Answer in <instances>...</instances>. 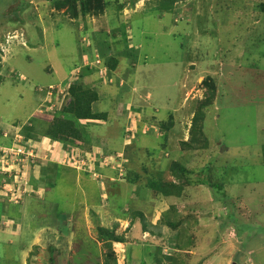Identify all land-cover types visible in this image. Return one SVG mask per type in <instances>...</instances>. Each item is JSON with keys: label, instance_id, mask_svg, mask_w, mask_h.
<instances>
[{"label": "rangeland", "instance_id": "rangeland-1", "mask_svg": "<svg viewBox=\"0 0 264 264\" xmlns=\"http://www.w3.org/2000/svg\"><path fill=\"white\" fill-rule=\"evenodd\" d=\"M158 1L122 0V10L114 4L98 17L75 18L50 0H0V150L11 145L1 151L0 162L5 172L19 175L0 189V264H106L111 247L98 237L99 225L123 235L126 242L112 245L119 264L125 262L128 244L136 241L152 250L136 243L133 263L142 258L158 264L157 251L167 258L162 264L176 259V264H264V11L259 7L264 0H185L171 9ZM110 25L125 28L133 39L129 46L139 50L137 60L120 55L116 69L105 75L99 61L108 56L99 48L115 39L109 36ZM120 49L117 44V53ZM82 74L99 94L94 111L107 112L108 118L79 124L86 137L108 144L99 147L101 160L89 155L87 164L73 163L80 171L55 169L46 160L56 158L57 148L50 146L55 143L35 130L33 119L39 113L48 120L60 110L67 87ZM212 84V102L202 108L210 153L186 150L181 143L192 136L197 105ZM51 85L57 90L50 95ZM24 129L44 154L34 147L36 153L28 151L33 156H23L27 151L17 141L25 142ZM128 130L135 134L130 140ZM17 133L24 135L21 140ZM125 138L132 143L124 145ZM183 159L196 172L179 200H155L149 188H138L147 182V166L161 171L162 179L180 183L167 160ZM13 161L24 162L30 175L51 169L53 186H39L35 195L28 179L21 191L9 195L29 176ZM97 164L104 174L95 171ZM207 164L228 183L229 195L240 196L237 208L214 199L202 178ZM110 180L118 183L111 186ZM96 191L103 199L98 206L93 204ZM193 208L197 213L183 219L184 235L173 232L167 222ZM91 242L97 243L98 255ZM177 243L185 256L173 253ZM50 244L57 251L51 252Z\"/></svg>", "mask_w": 264, "mask_h": 264}, {"label": "trees", "instance_id": "trees-1", "mask_svg": "<svg viewBox=\"0 0 264 264\" xmlns=\"http://www.w3.org/2000/svg\"><path fill=\"white\" fill-rule=\"evenodd\" d=\"M52 2V5L55 6L57 9L60 8H64L67 7V11H70L72 16L77 18L79 16H89V15H93V16H100L102 14H104L107 10H109L111 8L112 5L116 4L119 8H121L120 10H122L124 5H120V2L122 0H115L113 2V0H50ZM180 1H185V0H159V4L162 7H168L167 9H171V6L174 3H178ZM133 2H135V0H133ZM260 9L262 11H264V2H261L259 5ZM118 8V9H119ZM111 26V31L109 33V36L111 38H115V39H111L107 42V44L105 46H101L99 48V53L100 55L106 57L108 56V58H106V60L102 61V64L105 65L107 67V69L109 70V72H112L116 69L117 65L119 64V56L120 55H124V56H130L133 59V56H135L136 60L138 57V50L137 48H135L134 46H129V43L132 42V38L129 37V34L127 35V31L125 28L123 27H112ZM117 44H119V46H121V49L119 50V52L117 53ZM0 62H1V53H0ZM88 68L87 71L91 72L90 69L91 67H86ZM0 69H1V65H0ZM94 71H96L95 69H93ZM84 76L85 74H82L80 76H78V78L73 81L67 90L68 93V99L66 101V103L63 105V107L60 110H57L54 112V114H50V118L48 120H44L43 118H45L44 116H41L39 113L37 115V117L35 119H33L34 124L37 126L36 128L33 127V123L31 128H35V130L39 131V133L46 135L47 137H49L51 139V141L54 144V146H56L57 144L60 145V158H58V161H55V163H52L51 167L55 168L56 167H65L68 166L66 163H63L62 161L60 162L61 158H63V153L65 151L69 152V150L74 147H81L84 149H91L90 143H89V137H86V134L84 132V129L80 126L79 121L80 120H99V121H105L108 118V113L107 112H96L93 109V104L95 102H97L99 100V94L96 90V88H94L92 86L91 83H86L84 82ZM4 82V78L2 77V75L0 74V86L1 84ZM209 89L211 90V93L208 92L207 96L205 97V99H201L197 105V110L193 116V121L194 124H192V136L186 140V141H182L181 145L182 147H184L186 150L189 151H194V149H201V150H207L208 153H210L209 151V143L208 140L206 138V135L204 133V130L202 129V127L204 126L203 123V118H202V108L209 104L210 102H212V98L213 95L215 93V91H212L213 89V84L210 85ZM50 90V89H48ZM54 91H56V89H54ZM47 119V118H46ZM164 126V123H163ZM26 131H28L27 129H24L22 131V133H24L25 140H29L32 137H30V134L27 133ZM198 131V132H197ZM182 148V149H184ZM184 149V150H185ZM106 152V151H105ZM66 153V152H65ZM69 154V153H67ZM111 154V153H110ZM115 154V153H112ZM111 154V155H112ZM117 154V153H116ZM169 160V157H167ZM155 160V159H154ZM168 164L170 163V165L168 167H170V171L176 176V178L178 180H180V183H176L173 180L167 181L162 179L163 174L161 173V171L158 172H153L151 170H149L148 166L146 168H144L145 173L146 174V178H147V182L146 184H142L140 186H138V188L141 187H146L149 188L151 190V194L152 197H155L156 199H169V198H175V199H180V197L182 198L184 195V191L186 188V183L193 184V175L194 172H196L194 169L190 168L187 165V160L183 159V160H174V161H168ZM154 164H152V168H154L155 166V161L152 162ZM32 163H29V166ZM165 164V163H164ZM64 165V166H63ZM32 166V165H31ZM160 166V165H159ZM34 167V165H33ZM70 167V166H69ZM66 167V168H69ZM128 169V166H126ZM161 167V166H160ZM43 168V166H42ZM103 166H98L97 167V171L101 174L104 173L101 170H103ZM159 168V167H158ZM208 168H210V164H207L206 166H204V171L202 175V178L204 179V183L207 187L210 188V190L216 194V196L214 195V199L215 200H220L222 201V203L225 204V206L228 208H237L238 203L240 202V196L235 197V196H231L227 193V188L226 186H228V183L224 180V178L222 176L219 175V173L215 176L213 174V172L209 171ZM26 168L23 167V169L21 170L22 173H26ZM47 168L44 167L41 171H40V175L37 177H35V175H30V173H26L27 175L29 174V176H27L24 181L28 182L29 179V184L30 186L36 190L39 186H46L45 188H50V186L53 184V179H54V173L52 172V170L50 169L48 172L46 171ZM130 170V169H128ZM127 170V172H128ZM52 172V174H51ZM133 171H130L129 174H131ZM217 172V171H216ZM58 173V172H57ZM59 174V173H58ZM140 174V173H139ZM222 175V174H221ZM116 176V175H115ZM5 177V179H4ZM37 178V179H36ZM122 178H126V176H123ZM3 181H10V178L7 177V174L2 173V171H0V189L3 186ZM139 176L136 174V178H134V181H138ZM55 180V179H54ZM182 180V181H181ZM52 181V182H51ZM141 182V180H139ZM108 183V181H107ZM118 181H110L109 184H111V186H114L115 184H117ZM53 186V185H52ZM101 191V190H100ZM36 192V191H34ZM108 193V192H107ZM140 193V190H139ZM154 193V195H153ZM185 193L187 194V191H185ZM33 194H37V193H33ZM31 195V194H29ZM97 198V205L102 204V195H96ZM178 199V200H179ZM4 203V202H3ZM240 206V205H239ZM55 207V206H54ZM53 207V208H54ZM193 213H197V211L193 208V210L189 211L187 214H185L183 217H178V219H175V221L173 222H167L168 226L172 229L173 232H177L178 235H184L185 232V228L182 227L183 223L185 220V218H187L189 216V214ZM20 214V213H19ZM11 215V214H10ZM96 214L92 213V219L94 220V218L96 219ZM176 215V213H175ZM138 216V218L140 220L144 221V215L142 213H137L136 217ZM181 216V215H180ZM13 216H11L12 218ZM234 219V217H232ZM58 220H65V219H59L56 218ZM136 218L133 217V221ZM131 220V222H132ZM170 220V219H169ZM141 221V222H143ZM235 222V220H234ZM53 225L55 224L54 222H52ZM66 227H63V231ZM147 230V229H146ZM145 230V231H146ZM97 232H98V237L100 238V240H102V242L105 244H107L108 248L111 247V251H107L108 254L105 253L104 258H105V263L106 264H111V262L113 264H119L117 257H115V253H114V249H112V245L115 242L118 243H123L125 241L124 237L122 234H117L114 233L113 231V227L109 228V227H104V226H97ZM176 238L178 239V236H176ZM141 240V239H140ZM126 242V241H125ZM137 245H139V247H144L148 250H152L151 246H149V244H146L145 242H141L138 243V241H136ZM134 242H131L128 244L129 250L127 252V255L125 256L124 254V259L125 262H123V264H150L147 262H141V259L138 260L137 263H133V248L135 246ZM92 246H94V249L91 248V250H94V255L96 254V250L95 247L97 248V243H92ZM127 245V244H126ZM180 245L177 243V247H173L174 248V252L173 253H177L176 257H181V256H185V254H180L179 253V247ZM48 248L50 249V251L52 252L53 250L57 251V248L53 245L50 244L48 246ZM179 248V249H178ZM63 249V248H62ZM178 249V250H177ZM65 250V249H63ZM160 253V254H159ZM153 252L154 256L153 258H156L158 264H162V260H167V258L162 255L161 252ZM98 255V254H96ZM174 255V254H172ZM123 259V260H124ZM169 259L171 260H175L173 257H169ZM175 264L178 262V259H176ZM174 264V263H173Z\"/></svg>", "mask_w": 264, "mask_h": 264}, {"label": "clouds", "instance_id": "clouds-1", "mask_svg": "<svg viewBox=\"0 0 264 264\" xmlns=\"http://www.w3.org/2000/svg\"><path fill=\"white\" fill-rule=\"evenodd\" d=\"M137 2V1H136ZM101 64H102V61H99ZM102 66H104L105 68L103 69V68H100V69H102V72L106 75L107 73H108V69H107V67L105 66V65H103L102 64ZM94 67H97L98 69H99V65L97 66V65H95ZM109 75H110V73H109ZM102 77H104V75H101L100 76V78H102ZM56 86L54 85V86H49L48 87V89H50V90H48V94H50L51 95V93H54V89H56L55 88ZM57 90V89H56ZM67 90H68V87H67ZM107 120V119H106ZM105 120V121H106ZM99 121V120H98ZM104 122V121H103ZM16 129L17 128H15L14 129V131H13V134L15 133V131H16ZM20 132V131H19ZM18 132V133H19ZM128 132V133H127ZM131 131L130 130H128V131H126V134H130V136L128 137V139L130 140V138H134L135 137V134L133 135V133H134V131H132L131 133H130ZM15 134V137L17 138V139H19V140H21L22 139V137L24 136H22V134ZM22 136V137H21ZM24 139V138H23ZM25 140V139H24ZM30 140H32V139H29V140H25V142H23V141H17L19 144H20V146L21 147H19L20 149L22 148V147H24L25 148V150L27 151V152H25L24 151V154H23V156L24 157H29L30 158V156L29 155H31V156H33V152H28V151H30L31 150V147H29V145L27 144V142L28 141H30ZM22 142H23V146H22ZM132 142L130 141L128 144H131ZM27 144V145H26ZM127 144V145H128ZM1 147V146H0ZM9 147H11V145L10 146H4V147H2L1 148V150H0V157H3V153L2 152H5L4 150L5 149H9ZM23 149V148H22ZM2 151V152H1ZM96 154H98V155H101V159L103 158V155L101 154V153H99V152H96V151H92L91 149L90 150H88V149H84V148H81V147H77V146H74V147H72L71 148V152H69V154H65V156L63 157L64 158V160L62 161L63 163H65L66 162V164L68 165V166H70V167H73L74 169H76V170H79L80 171V169H79V166H74L73 165V163H75L74 162V160L76 159L78 162H76V163H78V164H87L86 163V159L87 158H89V155H91L92 157H93V155H94V159H95V161H99V160H101L100 159V156L98 157V158H95V155ZM105 155V154H104ZM5 156V159H9V157L10 156H8L7 154H5L4 155ZM113 156H115L116 158L118 157H120V154L119 155H117V154H114ZM122 161V159H119L118 161ZM19 161L20 162H22V161H24V159H19ZM26 161H29V160H26ZM34 161V159H32V162ZM117 161V162H118ZM25 162V161H24ZM24 162L23 163H19V162H16V161H13V164H15V163H17L18 164V167L16 168L17 170H22L23 169V167H26V165H24ZM107 162V160L106 161H103V163H106ZM1 163V162H0ZM100 163H101V161H100ZM121 163V162H120ZM36 165V164H35ZM34 165V166H35ZM109 165V164H108ZM108 165H106V166H108ZM28 166V165H27ZM99 165L97 164V166H95V171H97V167H98ZM6 167L1 163L0 164V171L2 170V173L3 172H5L4 171V169H5ZM15 171L16 170H14L13 172H10L9 170H7L6 172H5V174H7V177H12V178H10V181L9 182H7V181H5L4 183H6V184H8V185H11V183L13 182V179H16V178H18V174H15ZM96 173V172H95ZM23 176V175H22ZM23 179H25L26 177H22ZM17 180V179H16ZM26 181H24L23 183H21L20 185H19V189H16L15 190V192L14 191H12V189L11 190H8V192H10V193H8L9 195H11V196H14V194H16L17 192H19V191H21V186L22 185H25L26 183H25ZM25 183V184H24ZM3 187H4V185H3ZM24 189H25V187H24ZM23 189V190H24ZM31 190H34L32 187H31ZM34 191H36V193H37V190H34ZM27 192V191H26ZM6 194V193H5ZM25 194H27V193H25ZM131 222V221H130Z\"/></svg>", "mask_w": 264, "mask_h": 264}, {"label": "crops", "instance_id": "crops-1", "mask_svg": "<svg viewBox=\"0 0 264 264\" xmlns=\"http://www.w3.org/2000/svg\"><path fill=\"white\" fill-rule=\"evenodd\" d=\"M90 139L88 140L89 141V143H90V146H91V150L92 151H96V152H100L101 150L99 149V147H102L103 146V148H105V146L108 144V142L107 141H105L104 139L102 140L101 138H97V140L96 139H91V137H89ZM97 141H102V142H97ZM100 143V144H99ZM128 144L129 143V140L128 139H126L125 138V140H124V142H123V144L125 145V144ZM27 144L29 145V147H31V149H32V151L34 152V153H36L37 152V150H39V154H44V153H42L41 151H40V147L38 148V142L37 141H35V140H30V141H28L27 142ZM126 144V145H127ZM49 145V144H48ZM50 146H51V149H53V147H54V149L55 148H57L56 149V153H55V155H56V158L55 159H53V158H46V160H47V164L48 165H50V164H52V163H55V161H57L58 160V158L60 157V145H58V147H56V146H54L53 144H51L50 143ZM49 146V147H50ZM34 147H36L37 148V150H36V148H34ZM94 147H96V148H94ZM54 149H53V151H54ZM52 151V152H53ZM66 153H69V152H71V149L69 150V152H67V151H65ZM63 153V157L65 156V154L66 153ZM120 154V153H119ZM45 156H47V152H46V154H45ZM93 157H94V155H93ZM99 157V155L98 154H96L95 155V158H98ZM37 159H40L39 157H37ZM64 166V165H63ZM35 167V166H34ZM38 167H40V166H38ZM66 167V166H65ZM73 168V167H72ZM74 169V168H73ZM104 169V168H103ZM75 170V169H74ZM109 170V169H108ZM111 170V169H110ZM47 172L49 171L48 169L46 170ZM38 172V173H37ZM79 172V171H78ZM77 172V175L79 176H81V173H78ZM52 174V173H51ZM85 174H88V173H86V172H84V175ZM102 174V173H101ZM104 174V173H103ZM107 174H109V173H107ZM106 174V175H107ZM40 175V172H39V170L38 171H36V173H35V177H37L38 178V176ZM83 175V174H82ZM83 175V176H84ZM89 175L90 176H92L90 173H89ZM112 177H114V176H112ZM36 178V179H37ZM92 178V177H91ZM109 178H110V175H109ZM93 180H96L95 178H92ZM91 179V180H92ZM111 181V180H110ZM96 182V181H95ZM97 182H99L98 181V179H97ZM97 182H96V184H97ZM42 187V186H41ZM96 193H97V195H101V194H99L97 191H96ZM98 200H97V198H96V194H95V202L93 203V204H95V206H98L96 203H98L97 202ZM128 210V209H127Z\"/></svg>", "mask_w": 264, "mask_h": 264}, {"label": "built area", "instance_id": "built-area-1", "mask_svg": "<svg viewBox=\"0 0 264 264\" xmlns=\"http://www.w3.org/2000/svg\"><path fill=\"white\" fill-rule=\"evenodd\" d=\"M18 150H19V149H18ZM74 162L76 163V162H78V161L75 159Z\"/></svg>", "mask_w": 264, "mask_h": 264}]
</instances>
